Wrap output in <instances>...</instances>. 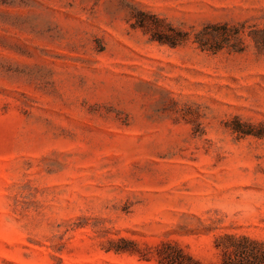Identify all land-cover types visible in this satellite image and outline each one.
Listing matches in <instances>:
<instances>
[{"label": "rangeland", "instance_id": "1", "mask_svg": "<svg viewBox=\"0 0 264 264\" xmlns=\"http://www.w3.org/2000/svg\"><path fill=\"white\" fill-rule=\"evenodd\" d=\"M225 233L264 239V0H0V264Z\"/></svg>", "mask_w": 264, "mask_h": 264}, {"label": "trees", "instance_id": "2", "mask_svg": "<svg viewBox=\"0 0 264 264\" xmlns=\"http://www.w3.org/2000/svg\"><path fill=\"white\" fill-rule=\"evenodd\" d=\"M251 133L250 130H240ZM215 247L220 252L218 264H264V239L252 238L245 234L225 233L215 239ZM172 253H166L162 264H186Z\"/></svg>", "mask_w": 264, "mask_h": 264}]
</instances>
